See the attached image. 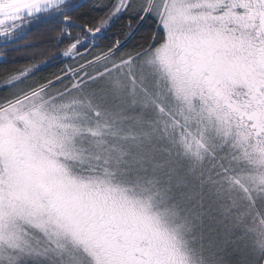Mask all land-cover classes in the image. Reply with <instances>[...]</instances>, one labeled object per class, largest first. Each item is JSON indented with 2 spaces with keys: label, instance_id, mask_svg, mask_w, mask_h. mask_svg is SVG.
I'll use <instances>...</instances> for the list:
<instances>
[{
  "label": "snow or ice",
  "instance_id": "snow-or-ice-1",
  "mask_svg": "<svg viewBox=\"0 0 264 264\" xmlns=\"http://www.w3.org/2000/svg\"><path fill=\"white\" fill-rule=\"evenodd\" d=\"M0 264H264V0H0Z\"/></svg>",
  "mask_w": 264,
  "mask_h": 264
},
{
  "label": "trees",
  "instance_id": "trees-1",
  "mask_svg": "<svg viewBox=\"0 0 264 264\" xmlns=\"http://www.w3.org/2000/svg\"><path fill=\"white\" fill-rule=\"evenodd\" d=\"M3 67H5V65H3V63H0V69H2Z\"/></svg>",
  "mask_w": 264,
  "mask_h": 264
}]
</instances>
